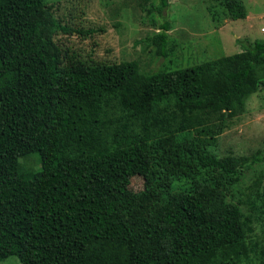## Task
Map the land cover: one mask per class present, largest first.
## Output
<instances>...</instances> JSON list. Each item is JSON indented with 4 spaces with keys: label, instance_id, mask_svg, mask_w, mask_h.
I'll return each mask as SVG.
<instances>
[{
    "label": "trees",
    "instance_id": "16d2710c",
    "mask_svg": "<svg viewBox=\"0 0 264 264\" xmlns=\"http://www.w3.org/2000/svg\"><path fill=\"white\" fill-rule=\"evenodd\" d=\"M56 7L0 0V262L264 264V147L220 148L264 90V40L146 73L59 43L93 30L63 25ZM206 11L217 28L248 17L242 0ZM160 26L146 42L167 58ZM130 150L146 176L139 191L106 167ZM31 155L39 170L21 162Z\"/></svg>",
    "mask_w": 264,
    "mask_h": 264
},
{
    "label": "rangeland",
    "instance_id": "374dc122",
    "mask_svg": "<svg viewBox=\"0 0 264 264\" xmlns=\"http://www.w3.org/2000/svg\"><path fill=\"white\" fill-rule=\"evenodd\" d=\"M57 5L63 25L92 29L90 36L61 33L56 40L99 60L138 61L146 73L161 69L176 71L190 68L222 56L243 51L244 44L264 40V0H242L248 10L244 20L225 19L220 27L206 11L217 0H47ZM216 9H219L217 7ZM169 25V57L156 55L146 39ZM242 39H248L243 43ZM264 147V90L248 101L247 111L232 121L222 134L223 152L249 154ZM107 162L110 176L121 186L134 191L144 188L146 176L139 170L135 151H126ZM36 171L41 167L38 155L21 160ZM0 264H21L10 256Z\"/></svg>",
    "mask_w": 264,
    "mask_h": 264
}]
</instances>
